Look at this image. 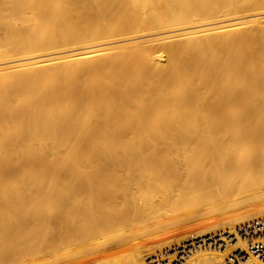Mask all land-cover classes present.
<instances>
[{"label": "bare ground", "instance_id": "1", "mask_svg": "<svg viewBox=\"0 0 264 264\" xmlns=\"http://www.w3.org/2000/svg\"><path fill=\"white\" fill-rule=\"evenodd\" d=\"M0 264H264V0H0Z\"/></svg>", "mask_w": 264, "mask_h": 264}, {"label": "rangeland", "instance_id": "2", "mask_svg": "<svg viewBox=\"0 0 264 264\" xmlns=\"http://www.w3.org/2000/svg\"><path fill=\"white\" fill-rule=\"evenodd\" d=\"M145 186L144 179L138 178L137 176H134L132 181L126 186L127 187V193H131L135 189H142ZM193 221V220H191Z\"/></svg>", "mask_w": 264, "mask_h": 264}]
</instances>
